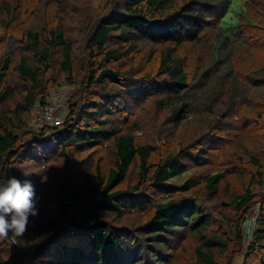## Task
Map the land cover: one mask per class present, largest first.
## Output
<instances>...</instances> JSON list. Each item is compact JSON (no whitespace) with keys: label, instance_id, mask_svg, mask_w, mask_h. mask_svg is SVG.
Masks as SVG:
<instances>
[{"label":"trees","instance_id":"1","mask_svg":"<svg viewBox=\"0 0 264 264\" xmlns=\"http://www.w3.org/2000/svg\"><path fill=\"white\" fill-rule=\"evenodd\" d=\"M72 1L0 0V179L31 180L42 213L50 195L59 207L41 234L56 236L14 264H264V0H107L84 21V63L61 16L27 26ZM141 46L147 63L160 49L156 68L135 65ZM61 76L79 84L63 124L33 128ZM145 104L161 122L148 130ZM199 120L159 156L168 128Z\"/></svg>","mask_w":264,"mask_h":264},{"label":"rangeland","instance_id":"2","mask_svg":"<svg viewBox=\"0 0 264 264\" xmlns=\"http://www.w3.org/2000/svg\"><path fill=\"white\" fill-rule=\"evenodd\" d=\"M74 1L76 3H74ZM74 1H72L73 2L72 4H77V6H78V9L76 11H74L72 9L73 5L68 4L69 6H71V8H69V10L66 13L56 12V14L52 13L53 15H51V17H50V15H49L50 11L41 9V10L34 13V15L31 17L33 22L28 23L27 26H32L34 28L41 29V30H44L46 28H52L58 22V19L61 16L65 20L64 26L66 25V26H69L70 28L73 27V29H71L70 32L68 31L67 34H68V36H70L69 40H71V43L73 44V49L76 53V56L78 57V62H81V61L83 62L85 56L88 55L87 51H86V45L88 42L87 36H89V32H90V30L87 29L88 27L84 26V21L88 20L87 14H90L91 16H97L99 8H101V6H103V5H106L107 0H74ZM53 7H55V6H53ZM75 12L77 14H74ZM97 19H99V16ZM87 24H88V22H87ZM151 49H152V47H150V46H141V48L138 49V51H136L132 55L133 59H135V61H136V63H135L136 66L144 67V69L148 68L150 70L152 68H156L158 66L159 58H160V49H156V53L154 55L155 60L153 59V61H151V63H147V59H148L149 52L151 51ZM57 56L59 58L60 54L57 53L55 55V58ZM55 69H57V70L59 69L57 65H55ZM77 69L79 70V68H77ZM77 69H76V73H75L74 77L80 78L81 74H78ZM187 70L191 71L190 67H188ZM144 71H146V70H144ZM66 80H67L66 76H61L60 83L58 84V86H55L54 88H52L51 93H50V97H49L50 99L48 100L52 104H56L59 107L58 111L54 115H55V117L59 116L62 119H64L69 112L68 99H70L72 96L77 94V91L79 89V84H76V83L71 84V82L69 83ZM142 109H143L142 110L143 115L141 117V120H143L144 123L147 124V126H148L147 130L151 127L154 128V126H158L161 123L159 117L157 116L158 112H156V110L154 109L153 104H145L142 106ZM161 119H162V115H161ZM200 123H201V120L192 121L189 124L180 126L177 131H174L172 127L168 128V132L164 133V135L166 134V141L164 142V145L168 146V147H163V143H162V145L160 146V148H161L160 152L158 153L159 156H161L160 153L164 148L171 150V149H174V147H181V145L185 144L186 141L188 144H190L191 138L194 136V134L198 130V127H202L204 125V123H201V124ZM35 124H36V126H34L33 128H38L41 124H52V123L39 121V122H36ZM206 124H207V122H206ZM145 132L147 133L146 129H145ZM146 133H143L142 135H146ZM148 136L151 137L152 134H148ZM254 144L257 146L256 141H254ZM69 151H70V153H69L70 160H74V159L79 160L80 157L75 158V156H76L75 153L71 152V149ZM155 152H156V150L154 151V153ZM59 167H62V166L59 165ZM230 184H231L230 193L235 192V191H239L241 189L240 183L236 180H232ZM50 198H51V201L49 203L48 202H46V203L52 207V210L49 212L46 208V211L44 213H42L41 217L37 220H34V226L26 234V236H28L30 238V240H28V239L24 240L23 246H18V245L13 244L14 245V248H13L14 253L12 254V256H11V251H12L11 250V245H12L11 239H7V242L5 241V239L0 240V264H14L15 259L17 257L16 252L18 254L23 252V250H25V246L32 240V238H35L37 240V243L41 244V243L45 242V240H48V238L50 239V238L56 236L57 228L53 227V228H51V231L48 234V236L41 237V234L44 231H47L50 229L49 228L50 221L47 218H51L52 222L56 221L55 218L53 219V217L50 216L51 215L50 213L51 212L57 213L59 210L57 203H56L57 205L52 204V202L54 203V201H53L51 195H50ZM224 198L226 199V197H224ZM257 210H258V208L252 214L250 222H249V226L247 227V230H251V231L253 230V223H254L253 221H255L258 217V211ZM137 214H140V213H133V214L127 216V218L130 219L128 224H136L138 222L140 215H137ZM44 215H47V217H45ZM38 224H41V225H39V227H42V225H43V227L39 228V229H35V227ZM40 229H41V231H40ZM72 241L77 242L76 239H72ZM247 242H248V238L246 237V244H247ZM243 255L244 254H240L239 256H237L234 264H242L243 259H244Z\"/></svg>","mask_w":264,"mask_h":264},{"label":"clouds","instance_id":"3","mask_svg":"<svg viewBox=\"0 0 264 264\" xmlns=\"http://www.w3.org/2000/svg\"><path fill=\"white\" fill-rule=\"evenodd\" d=\"M41 205L39 188L31 180L7 175L0 179V240L23 246L34 220L42 215Z\"/></svg>","mask_w":264,"mask_h":264},{"label":"built area","instance_id":"4","mask_svg":"<svg viewBox=\"0 0 264 264\" xmlns=\"http://www.w3.org/2000/svg\"><path fill=\"white\" fill-rule=\"evenodd\" d=\"M58 108L59 107L56 104H52L51 102H47L44 105H42L31 118L32 126L33 127L36 126L35 123L39 121L50 122L56 126L62 125L64 119H62L59 116L55 117L54 115L58 111Z\"/></svg>","mask_w":264,"mask_h":264}]
</instances>
